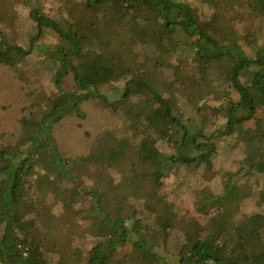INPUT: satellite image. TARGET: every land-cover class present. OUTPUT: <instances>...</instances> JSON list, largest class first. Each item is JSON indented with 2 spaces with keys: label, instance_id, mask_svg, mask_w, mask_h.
Segmentation results:
<instances>
[{
  "label": "trees",
  "instance_id": "16d2710c",
  "mask_svg": "<svg viewBox=\"0 0 264 264\" xmlns=\"http://www.w3.org/2000/svg\"><path fill=\"white\" fill-rule=\"evenodd\" d=\"M14 13L18 31L0 29L2 88L20 84L21 105L0 129V264H81L79 235L88 264H264V0H0ZM95 101L113 126L84 127ZM68 121L76 156L56 137ZM231 139L244 159L217 169Z\"/></svg>",
  "mask_w": 264,
  "mask_h": 264
},
{
  "label": "rangeland",
  "instance_id": "374dc122",
  "mask_svg": "<svg viewBox=\"0 0 264 264\" xmlns=\"http://www.w3.org/2000/svg\"><path fill=\"white\" fill-rule=\"evenodd\" d=\"M44 1V8L46 11L48 9H56L59 11H64V9L67 6H70L73 0H42ZM198 3V2H196ZM199 10L201 8L200 5H198ZM13 12V11H12ZM11 12V13H12ZM16 12V11H15ZM20 10H17V14H19ZM25 14H23V18H25ZM19 18H17V15L11 14L8 16L0 15V29L6 30V28L13 29L15 32L18 31L16 29L19 26ZM196 22L202 25L204 22V17L201 12H198L196 15ZM256 29V28H255ZM37 62L35 56H33L31 62ZM10 79V78H9ZM22 80H26L25 76H22ZM126 78L121 80H111L108 82L104 88L101 89L106 95L111 97H116L119 93H121ZM3 80L1 78V70H0V129L2 131H6V135L9 136V134L17 127V119L21 116V105H18L15 101L13 102L14 98L11 97L12 91L16 88H19L20 84L17 86H13L12 88L6 89L2 88ZM4 86V85H3ZM66 89H71L72 85L69 81L65 84ZM51 88L46 87V93H50ZM9 94V96H8ZM13 96V94H12ZM9 100L7 101V99ZM203 100H212V96L205 92L203 93ZM85 113H86V122H84V127L86 128H93L96 125H102L106 124L109 127L113 126L116 122L115 116L109 115V111L106 106L101 104L100 102H92L85 106ZM38 114L36 118H39ZM73 122H76L79 124V120H74ZM71 122L68 121L61 125L57 130V140L59 142V145H61L64 148L65 153H67L69 156H76L78 153H83V141H79V146H76V142L74 140V136L72 132H70ZM76 146V147H75ZM243 160L244 159V144L236 139H231L229 144L225 149L221 151L220 156L215 160L216 168H225L235 167V162L237 160ZM217 172L214 170L209 177L216 178ZM180 181L184 180L181 175L178 177ZM177 179V180H178ZM225 179V178H224ZM212 182L209 184V188L212 187ZM185 184L177 185L175 186L174 183L169 186L166 191L169 192V200L172 204L175 205V208L177 209L179 218L182 219H192L191 215L186 212V206H188L189 202V196L186 190ZM245 212L246 208H243L241 214H238L237 216L233 217L232 221H241L245 220ZM71 247H76L80 250V262L81 264H88V256L89 252L91 250V244L88 239H86L84 236L79 235L76 238V241L70 245Z\"/></svg>",
  "mask_w": 264,
  "mask_h": 264
}]
</instances>
